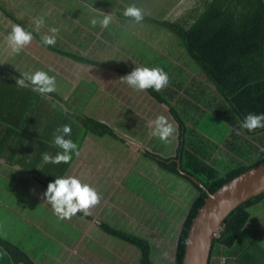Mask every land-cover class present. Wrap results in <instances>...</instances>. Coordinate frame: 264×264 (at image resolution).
I'll list each match as a JSON object with an SVG mask.
<instances>
[{
  "label": "trees",
  "instance_id": "obj_1",
  "mask_svg": "<svg viewBox=\"0 0 264 264\" xmlns=\"http://www.w3.org/2000/svg\"><path fill=\"white\" fill-rule=\"evenodd\" d=\"M179 1L164 0V6L153 11L156 14H149L146 9L144 20L140 23L165 30L170 38L176 39L187 58L197 68L201 81L206 82L216 92L220 101L214 112L228 125L230 132L225 143L232 147L235 157L224 172L217 170L208 161L209 158L203 157L205 151L203 153L202 149L200 151L191 149L190 145L193 146L194 142H190L191 138L184 134L187 131V121L183 120L175 106L171 104L175 98L173 95H177L173 87L167 86L160 92L153 89L144 91L151 100L168 107L180 136L174 156L165 157L145 151L143 157L153 162L163 172L184 181L193 189L194 196L182 216L171 261L161 260L164 241L158 238L151 240L150 235H140L137 230L131 228V225H128L129 228H117L104 222L97 224L107 237L129 246L132 254L137 253L134 264H182L187 235L192 220L207 198L206 191L214 193L232 178L264 162V129L258 128L254 132H249L241 126L248 113H264V0H192V3L186 6L184 4L189 1L187 0L178 6L181 12L175 13L174 4L178 5ZM124 11L125 9H116L118 20L134 22L123 15ZM55 51L72 60L122 76L133 71L119 65L103 63L79 52ZM19 76V72L0 63V139H3L0 144V157L12 146L16 147L20 159L25 162L29 159L32 162H41L45 152L49 154L51 152V155L55 156L62 149L51 151L45 147H50V134L65 124L72 128L71 136L65 137L66 139L75 141L77 134L81 133L108 137L124 143V138L115 127L95 118L86 119L84 115L69 114L66 117L57 115L55 117L57 121L49 125L47 119L31 118L32 114L44 108L46 99L52 98L55 92L45 98L33 92L31 87L19 88L16 85ZM192 81L196 84V80ZM221 102L223 105H220ZM254 137L258 141L252 140ZM18 143L22 145L21 149ZM238 143H241L240 146L248 144V151L256 155L257 159H245L243 154L239 153L244 148L238 147ZM68 165L69 163L59 165L48 163L47 169L39 171L42 180L38 181L42 187L47 190L50 182L63 176ZM33 169L38 171L35 166ZM193 178L204 188L198 186ZM263 198L264 193L259 194L228 214L218 236L213 239L209 264L216 261L221 263V260L222 264H264V257L261 256L264 250L255 241L246 248L237 246L238 238L250 218L249 209ZM76 216L89 219V216L82 212ZM0 250L13 264H36L23 247L1 235ZM260 250H263L262 253ZM100 263L109 264L103 260H100Z\"/></svg>",
  "mask_w": 264,
  "mask_h": 264
},
{
  "label": "crops",
  "instance_id": "obj_2",
  "mask_svg": "<svg viewBox=\"0 0 264 264\" xmlns=\"http://www.w3.org/2000/svg\"><path fill=\"white\" fill-rule=\"evenodd\" d=\"M95 4L96 3H93L90 0H0V57L2 59V61L0 59V63L3 66L9 67L19 73H34L41 67H44L47 69L45 72H47L50 76H54L56 79L62 78L71 85H77L80 80L83 79L80 78L76 73L79 71L84 72L85 69L88 70L86 66L92 67V65H87L72 60L70 57L60 54L55 50L81 52L83 53L82 55H86L87 53L85 54L83 51L87 50V52H89L91 49L90 47L94 42H102V31L104 29L101 28L99 24L93 27L90 21L93 18L98 20L102 19L103 13L113 14L112 22H114V25H116L118 18L115 14L116 9H109V7H98ZM117 7L118 6H116V8ZM126 7L127 6H123L125 9ZM84 9H87L88 13L82 12ZM54 11L55 13H53ZM41 17H43L45 22L40 27L39 31H37L35 20ZM12 24L22 25L26 31L32 32L34 36V39L30 45L25 47L18 54L16 53V58L13 57L14 52L11 49L6 52V48L8 47L6 43V37L11 31ZM53 24L55 28L59 29L58 34H56V40H60V42L62 41L69 44V49L57 45L45 46L42 43V40L39 38L42 37L40 33L47 31V35H52L50 29L53 28ZM59 36L67 38V40L64 38L60 39ZM147 47L150 48L148 45ZM142 48L143 46L141 49ZM9 58L10 60H14V63H11ZM136 65L139 67L143 66L140 64ZM192 72H197L195 67L194 71ZM90 80H94L96 82L95 92L98 91L104 93L106 92V87L110 85L106 83H98L94 78H91ZM173 83H171L173 91L175 92L176 89L180 90L177 92V95H174L175 98L171 103L175 106L181 96L182 90ZM84 88L82 90L80 89V91L76 90L75 93H69L68 95L60 94V91L66 92L67 86H63L59 79V82H57V91L55 92V95L52 98L46 99L44 108L41 111L32 114L31 118L39 117L42 119H47L48 121H46L49 125L50 123L52 124L54 121H57L55 120L57 115L60 117H66L69 116V114H77L80 116L84 115L86 119L89 117L95 118L99 121L106 122L111 127H113L111 123L115 115H117V105L115 104L119 103L121 106H126L127 100L119 101L118 99L119 102H117L112 99L114 102H116L113 105L110 102L104 103L102 100H97L96 93L88 94L87 90ZM77 92H79V95H76ZM120 105L119 107H121ZM157 105L161 108L162 115H164V108L167 109L169 118L171 121H174L166 105ZM112 106L115 107V110L111 114L107 111ZM139 106H141L140 99H138V103H136L135 107H133L131 103L126 107L128 113L130 114L129 117L133 118L134 116L135 119L142 121L137 130L140 132L144 131L145 134H127L129 137H125L123 144L108 137H96L81 133L77 134V140L73 141L78 144V151L80 154L77 156L75 153H72L73 159L69 163L62 177L75 176L83 183H87L95 188L101 195L100 203L90 210L91 214L88 215V220L76 215L73 216L71 224L67 219L61 220L55 214L51 213V210L53 209L47 203L46 197L37 196V193L46 192V189L42 187L38 180H42V176L39 174V171L42 169H47L48 163H45L44 161L32 162L30 159L26 162L23 161V159H20V154L17 153L15 146L8 147L9 149L7 153L0 157V214H3L5 220L9 222V224H6V228L11 232L17 230L16 224L19 219L24 221V228H26L25 233L16 237L18 239L25 238L27 239L26 242L21 244L16 243L13 240L11 241H13V243L16 245L18 244L23 247V249L30 255L36 264H41V261L44 264L52 263L54 256L43 249L47 243L56 244L57 248H68L64 254H62V251H59V254L55 256L58 258L54 261L60 264H74V262L76 264H81L86 260H89L88 263L96 262L97 260H112V254L105 253V255H103L104 257L102 256V258H100L94 254L88 255V250H83L86 244L96 248L100 247L98 243L103 244V241L115 244L113 241L106 238V235L102 233L97 226L99 222L108 224L106 221V216L110 215H112V220H120L121 222L125 221L127 226L131 225V228L137 230L140 235H150L151 240L153 238H158L164 241L163 253L167 248H171L169 247L171 245L168 244L170 242H168L166 237L163 235V231L161 234H159L150 228V221L154 220V214H156L155 212H152V205L156 207L157 204H151V202L144 199L138 200L139 198H142L140 195L131 196L130 198L136 206L133 207L130 205L124 215L121 216L119 214L118 211L121 208L117 207L114 202V198L120 185L125 182V180H127V177H129L130 180L138 179L139 182L148 184V186H144L145 190L151 188L157 193V199L164 198L166 200L164 206L170 210L169 213H166L178 215V229L175 233L174 240L171 242L172 246L175 247L180 222L182 220L183 214L185 213H180V206L185 208L186 211L193 199L194 194H191L188 197V200L182 202V199L179 195V193L182 192V189L177 188V183H186L180 178L167 174L158 169V167H156L153 162L143 157V153L145 151H151L165 157L174 156L178 148L180 136L179 129L178 134L171 139L173 142L171 148L162 149V151L153 149L149 145L150 142L148 141L149 138L153 139V136L150 134L153 129L150 128L147 123L155 119L154 113H151L149 111L150 109H147V105L142 106V109H139ZM144 126L145 129H143ZM50 135V147L45 148L51 151L61 150L53 146V134ZM228 136L229 134H225L218 146H216L215 143L209 141L210 137L206 139L208 140L206 144L212 143L211 145L214 148H210L211 150L208 154L205 152L203 157L209 158L208 161L219 171L220 169L216 167V164L224 167L226 165L225 163L222 164L219 161L213 163V156L215 155L216 158L221 157V151L230 154H233L234 152L232 147L225 143V139ZM254 138L255 139L252 138V140L258 141L256 137ZM42 139L44 140L45 138ZM2 141L3 139H0V144ZM17 145L20 147V149L22 148L20 143ZM237 146L239 147L240 144L238 143ZM83 148H85L84 151H82ZM98 148L105 150L104 153L109 160L111 159L106 164L103 162V158H106V156H102V154L96 156V154L93 153ZM233 148L235 149V146ZM91 150H93V152H90ZM141 163H143V166L142 168H139ZM33 166H35L38 171H35ZM144 169H148V172H145ZM164 179H166V182L163 184ZM169 179H172L171 183L167 184ZM151 182L155 183L153 184ZM158 182H160L161 185H159ZM140 204L145 207V210H143L142 213L146 216V218L142 221H137L132 215L128 213L139 212ZM262 204H264V198L255 204L254 207L260 206ZM79 218L81 220L83 219L84 221H78ZM145 220H148L146 226ZM73 222L76 223V225L73 226ZM248 224H251L253 226L252 228H255L254 230L259 231L255 236L252 232L254 230L250 231L247 229ZM167 225L168 224H165L163 226L167 227ZM30 226L38 229L34 240H32ZM110 226L114 227V225ZM86 230L96 232L88 236ZM52 231H60L63 232L64 235H62V237H56L50 233ZM82 231L84 232L82 233ZM47 237H49V239H47ZM163 238L166 239V241ZM64 239L65 243H63ZM254 241L264 250V224L256 223L254 225V222L248 221L245 228L243 229V233L238 238L237 246L246 248L251 244V242ZM74 247L77 248L75 249L76 256H73L72 253L70 254L69 252V248ZM174 247H172V250H170L166 256H163L162 253L161 260H173ZM262 251L260 250L261 253ZM261 256L264 257V251ZM216 262H214V264H216ZM0 264H13L10 258L1 250ZM217 264H220V262Z\"/></svg>",
  "mask_w": 264,
  "mask_h": 264
},
{
  "label": "rangeland",
  "instance_id": "obj_3",
  "mask_svg": "<svg viewBox=\"0 0 264 264\" xmlns=\"http://www.w3.org/2000/svg\"><path fill=\"white\" fill-rule=\"evenodd\" d=\"M90 1L96 3L95 5L98 7H109V9H125L123 8V6L128 7L131 5H135L143 9L144 12L147 9L149 14H156L153 11L160 9L162 6H164V0H90ZM185 1L187 0H180L178 5L177 3L174 4L175 13L181 12V9H179L178 6ZM191 3L192 0H189L184 5L188 6ZM116 6L118 7L116 8ZM82 12L88 13V10L84 9ZM53 13H55V11ZM103 29L104 30L102 31L103 34L102 42L100 41L94 42L90 47L91 49L89 52H87V50L83 52L85 54L87 53L86 55L89 57H93L97 60L103 61V63H108L116 66L119 65L129 70L130 69L134 70L135 67L133 65L136 64H140L143 65L142 67H148V68H154V67L162 68L165 72L168 73L170 77V82L168 86H172L171 83H173L174 80L173 84L178 86L182 90L181 96L175 105V109L177 112H179L183 120L187 121V131L184 134H187L186 135L187 138L189 139L191 138L190 142L192 141L194 142L193 146L190 145V147H192L191 149L195 151L196 150L200 151L202 149L206 152V154H208L209 151L211 150L210 148H214L211 145L212 143H215L216 146H218L219 142L224 138L225 134H229L230 132L228 130V125L226 124V122L221 120L219 115H217L214 112L216 111L215 106H217L220 101L218 99L219 97L216 94V92L206 82H204L203 80H202L203 82L201 81L198 72L196 73L192 72L194 71L195 65L187 58L180 43L176 39L170 38L169 34L165 30L155 27H150L142 23H136L124 19H121L120 21L118 20L116 25H114V22H112L110 23L108 28H103ZM40 34L44 36L47 35L48 33L47 31H44ZM59 37L60 39L64 38L61 36ZM64 39L67 40V38ZM151 40L155 42H152ZM55 45L61 46L66 49L70 48L69 44L62 41L60 42V40H56ZM147 45L150 48H148ZM142 46L143 48L141 49ZM9 49L10 48L7 47L6 52H8ZM80 54L83 53L80 52ZM13 57L14 58L17 57L16 53H14ZM9 61L11 63H14V60H10V58ZM86 67L88 68V70L85 69L84 72L79 71L76 73L80 78L83 79L80 80V82L77 85H71L65 79L59 78L60 83L63 86L64 85L67 86L66 92L60 91V94L68 95L69 93H75L76 90L80 91V89L82 90L85 87L84 89L87 90L88 94L96 93L97 100H102L104 103L110 102L113 105L116 102H114L112 99H114L117 102L122 100L123 101L127 100L126 106L131 103L132 106L135 107L136 103H138V99H140L141 106H139V109H142V106L147 105L148 107L147 109H150L149 111L151 113H154L155 118L159 115H162L161 108L154 101H152L150 97L146 95V92L133 90L127 84L121 82L119 79L123 77L122 75L98 67L95 68L89 66ZM39 70L47 71V69L44 67H41ZM91 78L96 79L98 83L100 82L102 84L103 83L110 84L108 87H106V92L104 93L98 91L95 92L96 82L94 80H90ZM59 79H56V81L59 82ZM192 79L196 80V84L192 81ZM192 82L194 84H192ZM178 91L180 90L178 89L175 90L176 93ZM76 95H79V92H77ZM115 105H117V110H116L117 115H115L111 124L113 125V127H116V129L120 133H122L120 134L121 137L125 139V137H129V135L127 134H145L144 131L140 132L137 130L139 125L142 123V121L135 119L134 116L133 118L129 117L130 114L128 113L126 106H121L119 103H116ZM119 105L121 107H119ZM220 105H223V103L221 102ZM114 110L115 107L112 106L107 112H110L112 114ZM163 114L164 116L169 118L167 114V109L164 108ZM169 120L171 121L170 118ZM143 129H145V126L143 127ZM207 138H209L210 139L209 141H211L212 143L206 144V142H208V140H206ZM171 139L172 138H170V142L164 143L158 137L153 136V139L149 138L148 141L150 142L149 145L153 149L162 151V149H167L172 147L173 142L171 141ZM240 147L244 148V150H241L239 153H242L245 159L248 158H250V160L257 159L256 155L248 151L249 148L248 144L241 145ZM84 150L85 148H83L82 151ZM90 152H93V150H91ZM104 152L105 150L98 148L93 153H95L96 156H99L100 154H102V156H106ZM220 156L221 157L216 158V156L214 155L213 156L214 160H212V162L216 163V161H219L222 164L225 163L226 165L225 167L216 164V167L219 168L221 172H223L231 165V162L234 161L235 156L233 154L224 151L220 152ZM110 160L108 159L107 156L106 158L105 157L103 158V162L105 164ZM142 166L143 163L139 165V168H142ZM212 166L214 165L212 164ZM144 170L145 172H148L147 171L148 169H144ZM171 180L172 179H169L167 184L171 183ZM165 182L166 179L163 180V184ZM151 183L154 184L155 182H151ZM158 183L159 185H161L160 182ZM177 184H178L177 188L182 189V192L179 193L182 202L188 200V197L191 194H194L193 189L188 185L183 183H177ZM144 186H148V184L141 183L138 181V179L130 180L129 177H127V180H125V182H123L120 185L119 189L117 190L115 194L114 202L118 208H121L118 211L121 216L124 215L125 212H127L130 205H132L133 207L136 206L134 202L131 200L130 198L131 196L140 195V197L142 198H139L138 200L144 199L146 201L151 202V204L152 203L157 204L156 207L152 205V209H153L152 212L153 213L155 212L156 214H154L155 216L154 220L150 221L151 224L150 228L151 230L159 234H161L163 231V235L166 237L168 242H170L168 244L171 245L169 246L171 248H167L163 253V256H166V254L170 250H172V247H174L172 246L171 242L174 240L175 233L178 229L177 227L178 215L167 214L166 212L169 213L170 210L164 206L166 200L164 198L157 199L158 196L157 193L151 188L145 190ZM166 188L168 189L167 186ZM43 194L44 193H37V196L44 197ZM143 210H145V207H143V205L140 204L139 212L128 213V214L132 215L137 221H142L146 218V216L142 213ZM184 212H185V208L180 206V213H184ZM51 213L54 214L53 210H51ZM72 219L73 217L69 220L70 224L72 223ZM78 221L83 222L84 220L83 219L81 220L79 218ZM106 221L108 222V224L114 225V227L117 228L129 227L127 226L125 221L121 222L120 220L118 221L112 220V215L106 216ZM249 222H254V225L256 223L264 224V204L255 207L253 206L250 208ZM147 223L148 220H145V226ZM6 224H9V222L5 220L3 214H0V235L5 238L8 237V239L13 240L16 243L24 244L27 239L25 238L18 239L16 237L25 233L26 228H24L25 226L24 221L20 219L17 221L16 224L17 230L14 232L8 230L6 228ZM165 224H168L167 227L163 226ZM74 225H76V223L73 222V226ZM252 227L253 226L251 224H248L247 229L252 231L255 229ZM30 228H31L32 240H34L37 235L38 229L33 228L31 226ZM254 231L252 232L254 233L255 236L259 231L258 230H254ZM83 232L84 231H82V233ZM95 232L96 231L86 230L88 236L94 234ZM50 233L56 237L58 236L62 237V235H64V233L60 231H52ZM12 234L16 238H14ZM105 237L113 241L114 243L116 242L110 237L107 236ZM47 239H49V237H47ZM166 239L164 240L166 241ZM63 243H65V239L63 240ZM98 244L100 247L97 248L86 244L83 250L84 251L88 250V255L94 254L99 256L100 258H102V256L105 255V253L112 254L113 258L112 260L108 261L109 264H134L137 258V253L133 250L135 254H132L130 252L131 248L125 244H120L118 242L112 244L104 241L103 244L102 243H98ZM123 246L129 249H126ZM43 249H45L52 256H54L52 263L49 264H60L54 261L58 258L55 256L59 254V251H62V254H64L68 248H59V247L57 248L56 244L47 243L45 248ZM75 249L77 248L75 247L69 248V252L70 254L72 253L73 256H76ZM88 261L89 260H86L81 264H103L100 263V260L89 263ZM41 264L44 263H42L41 261ZM74 264L76 263L74 262Z\"/></svg>",
  "mask_w": 264,
  "mask_h": 264
},
{
  "label": "clouds",
  "instance_id": "obj_4",
  "mask_svg": "<svg viewBox=\"0 0 264 264\" xmlns=\"http://www.w3.org/2000/svg\"><path fill=\"white\" fill-rule=\"evenodd\" d=\"M123 15L131 18L136 23H140L144 20L143 9L135 5L126 7ZM112 21L113 14L103 13L102 19L98 20L93 18L90 23L93 27L99 24L101 28H108ZM44 22L43 17L35 20L37 31H39ZM50 32L52 35H44L41 37L42 43L45 46H55L56 44V34H58L59 29L53 27L50 29ZM33 39L34 36L32 32L26 31L20 24H12L11 31L6 37V43L14 53L18 54L25 47L30 45ZM119 80L136 91L153 89L156 92H160L168 86L170 77L167 72L159 67H135L133 71L121 77ZM16 85L19 88L31 87L33 92L45 98L48 94L57 91L56 78L50 76L43 70H38L34 73L20 72V76L16 79ZM148 126L153 129L150 134L158 137L164 143L170 142V138L178 134V128L174 121H170L169 118L164 115H159L154 120L149 121ZM241 126L249 132H254L258 128L264 129V113H248ZM71 133L72 128L68 124L55 129L52 144L62 149V151L58 152L55 156L47 152L43 153L42 159L45 163L55 165L61 163L68 164L73 159L72 153L79 156L78 144L71 139L65 138L70 137ZM254 174L253 170L250 175ZM44 196L46 197L47 203L51 205L54 214L61 220H70L80 212L85 216L90 215V210L101 201V195L95 188L87 183H83L75 176L56 178L54 182L48 184ZM186 243H190V241H186Z\"/></svg>",
  "mask_w": 264,
  "mask_h": 264
},
{
  "label": "water",
  "instance_id": "obj_5",
  "mask_svg": "<svg viewBox=\"0 0 264 264\" xmlns=\"http://www.w3.org/2000/svg\"><path fill=\"white\" fill-rule=\"evenodd\" d=\"M253 170L255 174L250 175ZM206 193L207 198L192 220L182 264H209L212 242L224 219L243 202L264 193V162L232 178L214 193Z\"/></svg>",
  "mask_w": 264,
  "mask_h": 264
},
{
  "label": "built area",
  "instance_id": "obj_6",
  "mask_svg": "<svg viewBox=\"0 0 264 264\" xmlns=\"http://www.w3.org/2000/svg\"><path fill=\"white\" fill-rule=\"evenodd\" d=\"M223 263V261L221 260V264Z\"/></svg>",
  "mask_w": 264,
  "mask_h": 264
}]
</instances>
